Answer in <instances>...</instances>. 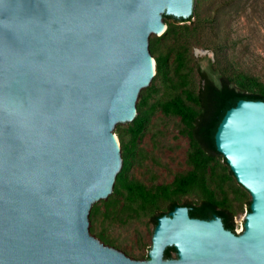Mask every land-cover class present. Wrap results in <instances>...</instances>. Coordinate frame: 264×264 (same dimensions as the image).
<instances>
[{
    "label": "water",
    "instance_id": "1",
    "mask_svg": "<svg viewBox=\"0 0 264 264\" xmlns=\"http://www.w3.org/2000/svg\"><path fill=\"white\" fill-rule=\"evenodd\" d=\"M194 3L0 0V264H264L259 99L237 100L214 133L250 195L241 232L176 205L157 217L145 260L89 233L90 208L122 165L113 130L134 118L155 74L149 36L163 33L164 14L188 18ZM193 50L201 68L213 59L211 49Z\"/></svg>",
    "mask_w": 264,
    "mask_h": 264
},
{
    "label": "rangeland",
    "instance_id": "2",
    "mask_svg": "<svg viewBox=\"0 0 264 264\" xmlns=\"http://www.w3.org/2000/svg\"><path fill=\"white\" fill-rule=\"evenodd\" d=\"M216 18L222 33L228 38V56L238 69L257 77L264 83V0H195L193 14L185 24L188 28L181 33L164 34L172 19L163 17V33L150 34L149 50L156 47L157 53L167 56L168 75H173L176 56L183 51L187 67L191 71L193 89L199 85L194 48L212 50L208 24ZM213 51V50H212ZM152 55V54H151ZM153 58V73L150 83L142 88L136 101V113L127 123H118L113 132L120 147L122 165L119 173L125 181L139 182L146 189L155 191L169 184L174 177L187 173L190 138L180 116L165 113L159 102L165 97L162 78L156 74ZM145 98L144 105H139ZM186 103L190 102L186 99ZM142 117L139 132L133 136L135 119ZM125 160V163H124ZM214 173L208 172L207 184L217 199L227 197L234 212V231L241 232L250 202V195L239 186L235 177H227L226 165L221 158L211 163ZM124 169V170H122ZM106 198L95 201L89 211V233L103 244L113 246L133 259H146L147 248L151 246L154 222L148 213L138 209L136 198L128 197L126 188L117 181ZM244 190H243V189ZM197 201L195 195L176 197ZM166 201L159 202L163 210ZM175 256V253H173Z\"/></svg>",
    "mask_w": 264,
    "mask_h": 264
},
{
    "label": "trees",
    "instance_id": "3",
    "mask_svg": "<svg viewBox=\"0 0 264 264\" xmlns=\"http://www.w3.org/2000/svg\"><path fill=\"white\" fill-rule=\"evenodd\" d=\"M163 17L172 19L164 34L171 32L178 34L188 26L177 23L190 21L192 15L188 18H176L164 14ZM219 24L215 17L210 19L208 24L213 41V59H209L205 68L197 66L196 74L199 85L196 90L192 85L190 86L191 70L187 67L183 51H179L176 56L172 76L168 75L167 56L157 53L156 47L151 48L150 51L154 56L156 74L162 78L165 88V97L159 105L165 113L180 116L190 138L188 163L191 166L187 173L175 176L171 183L162 185L155 191L146 189L139 182H126L122 176L123 171L118 174L117 183L126 188L129 198H136L139 202L138 209L148 213L154 225L158 216L168 214L176 205H185L188 207L190 217L209 219L217 215L226 229L235 232L234 212L230 200L225 196L217 199L207 184L208 172L214 173L215 171V166L211 163L218 158L226 163L224 157L216 150L214 133L225 111L234 106L237 100L259 99L264 101V83L231 63L227 50L228 38L222 33ZM186 99L190 104L186 103ZM144 103L145 98H142L139 105H144ZM142 120V117L135 119L136 127L132 130L133 136L139 132ZM226 172L229 173L227 177L233 176L229 166H226ZM239 186L242 187L240 184ZM187 195H195L197 201L180 203L176 199V197ZM161 200L167 203L163 210L159 207ZM175 252L172 246L166 247L164 258H172Z\"/></svg>",
    "mask_w": 264,
    "mask_h": 264
}]
</instances>
